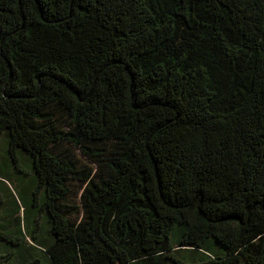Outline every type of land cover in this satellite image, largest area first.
Listing matches in <instances>:
<instances>
[{
  "label": "trees",
  "instance_id": "16d2710c",
  "mask_svg": "<svg viewBox=\"0 0 264 264\" xmlns=\"http://www.w3.org/2000/svg\"><path fill=\"white\" fill-rule=\"evenodd\" d=\"M4 213L0 264H264V0H0Z\"/></svg>",
  "mask_w": 264,
  "mask_h": 264
},
{
  "label": "rangeland",
  "instance_id": "374dc122",
  "mask_svg": "<svg viewBox=\"0 0 264 264\" xmlns=\"http://www.w3.org/2000/svg\"><path fill=\"white\" fill-rule=\"evenodd\" d=\"M5 147H6V143H5ZM18 157L20 159L21 169L25 172L26 175L32 176V173H34L33 172L34 171V167H33V162L31 161L30 156L28 157V155L25 152H22V150H21L18 153ZM11 187L15 191L14 193H17L19 186L16 187V184L15 183H12L11 184ZM34 192H35L34 186L31 183H29L28 184V187L26 188V190H24L22 193H20V196H19V204H20V207H24V206L27 207L28 206V204H27V202H28V195L29 194L33 195ZM2 196L5 199L4 201H12L15 204L16 209L18 208L17 203H16V200H15V197L11 194V192L3 193ZM28 212H30V209L28 210ZM28 212H24V209H23L22 215H23L24 220H26L25 217H27V220H28V217L31 215V212H30V214L28 216L27 215ZM7 214L8 213H4L1 216V218H0L1 220L0 221L7 222V221H4L3 220V218L6 220L5 217L8 216ZM17 221L19 222V220H17ZM10 224L14 225V222H12ZM22 224H23V222H22ZM177 235L178 234L175 232L174 233V236H177ZM28 241H29V238H28Z\"/></svg>",
  "mask_w": 264,
  "mask_h": 264
}]
</instances>
